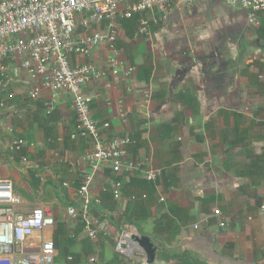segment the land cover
<instances>
[{
  "label": "crops",
  "instance_id": "0c3cea01",
  "mask_svg": "<svg viewBox=\"0 0 264 264\" xmlns=\"http://www.w3.org/2000/svg\"><path fill=\"white\" fill-rule=\"evenodd\" d=\"M144 16L150 32L138 39L139 26L122 29L120 20L118 47L135 75L124 79L109 72L86 87L94 117L110 125L104 137H130L129 159L142 166L120 175L101 166L93 191L103 205L111 202L107 189L120 178L115 220L137 223L143 233L138 235L152 239L153 264H264V24L250 26L247 11L224 0L174 3ZM78 34H84L82 28ZM109 57L102 46L89 56H74L72 65L109 70ZM8 63L4 96L15 97L0 111V181L13 185L24 201L22 210L51 205L57 220L76 229L67 208L78 203L91 170L86 156L92 142L77 133L66 93L43 89L31 100L32 84L21 61ZM15 140L26 144L19 153ZM155 168L163 175L145 179ZM102 216L108 229L103 236L91 240L83 228L79 237L93 244L89 261L97 257L99 264L102 252L104 262L119 254L116 242L123 230L106 205ZM205 218L209 224L202 223ZM140 259L115 261L139 264Z\"/></svg>",
  "mask_w": 264,
  "mask_h": 264
},
{
  "label": "built area",
  "instance_id": "2783aa9c",
  "mask_svg": "<svg viewBox=\"0 0 264 264\" xmlns=\"http://www.w3.org/2000/svg\"><path fill=\"white\" fill-rule=\"evenodd\" d=\"M196 0H0V111L6 110L14 94L4 96L10 82L9 60H20L28 73L32 89L31 100L42 96L43 89L53 93H66L75 109L77 133L89 138L92 149L86 160L90 172L86 174L78 194L76 205L67 213L76 221L81 219L91 240L108 231L107 224L96 218L93 206L102 199L93 191L98 170L110 165L115 174L141 169L142 163L129 159L132 139L128 136L106 138L103 130L110 127L96 120L92 110V97L86 87L93 80H100L110 72L114 77L130 79L136 68L122 61L118 43L122 38L120 20L140 15V26L135 37L150 32L151 21L145 13L155 9H168L174 3L191 4ZM234 8L247 11L248 23L254 28L264 24V0H224ZM79 28L84 31L78 34ZM105 46L110 53V69L93 64L72 65L74 56H89ZM53 103L48 106L52 113ZM13 148L20 152L26 146L23 140H15ZM163 175L155 168L146 173L145 179L156 181ZM122 182L114 184V198L122 197ZM163 197L161 201H164ZM24 201L16 194L10 182L0 181V264H56L58 250L52 232L57 218L53 206L40 204L30 212L23 209ZM215 215H221L220 210ZM205 218L202 223L209 224ZM222 222L220 226H225ZM200 227L199 223L194 225ZM139 234L136 227L122 230L116 242V251L128 260L141 257L139 264H148L146 255L138 244L131 242ZM90 263L97 264L92 257Z\"/></svg>",
  "mask_w": 264,
  "mask_h": 264
},
{
  "label": "trees",
  "instance_id": "16d2710c",
  "mask_svg": "<svg viewBox=\"0 0 264 264\" xmlns=\"http://www.w3.org/2000/svg\"><path fill=\"white\" fill-rule=\"evenodd\" d=\"M121 24H122V29H123V27H127L128 25H133L134 29L136 30V28H137L136 26L137 25L140 26V15H134L130 19H122ZM133 32H134V30H133ZM119 181H120V178L115 179L114 184H116ZM107 191H108V193H106V194L110 198L111 202H108V203L106 202L103 205V200H102V203L100 205H94L93 206L92 212L96 218L103 220L102 210H103V206L105 207V205H106V208H108L110 210V215L112 216V219H113L112 221H115L114 223H116L118 225L119 222H117L115 220L116 210H118V209H116V207H117L116 202L117 201L114 200L115 198L113 195L114 194L113 193L114 187H112L111 191H110V189H107ZM54 209L56 212V208H54ZM80 220L81 219H78V221L76 223L77 224L76 229H71L70 224H68L67 221L57 220L56 231L54 232V236H53L55 246L58 250V256L56 258V264H92L89 261V257L93 252L94 246L88 239L87 240H80L79 239L80 235L83 232V228H84L83 224L80 222ZM120 226L122 229H125L126 227H129V226H131V227L135 226L138 229V232L142 233V229L138 226V224L131 222V221L124 222V221L120 220L119 227ZM101 236H103V235H101ZM111 242H112L113 247H115V243L113 241H111ZM104 257H105V255L102 252V254H101L102 261L100 262V264H117L118 263L117 258H119V259L122 258L124 261L128 260V258L121 256L120 254H117V253H115V257H116L115 259L117 261H115V259H112L110 261L104 262ZM97 264H99V262ZM177 264H184V262L181 261V263H177Z\"/></svg>",
  "mask_w": 264,
  "mask_h": 264
},
{
  "label": "water",
  "instance_id": "95a60500",
  "mask_svg": "<svg viewBox=\"0 0 264 264\" xmlns=\"http://www.w3.org/2000/svg\"><path fill=\"white\" fill-rule=\"evenodd\" d=\"M131 242L138 244V246L143 249L147 256H148V260L150 261V263H154V259H155V246L154 243L152 242V239L150 237L147 236H141V235H133L131 237Z\"/></svg>",
  "mask_w": 264,
  "mask_h": 264
},
{
  "label": "rangeland",
  "instance_id": "374dc122",
  "mask_svg": "<svg viewBox=\"0 0 264 264\" xmlns=\"http://www.w3.org/2000/svg\"><path fill=\"white\" fill-rule=\"evenodd\" d=\"M16 190H18V189H16ZM18 192H19V194H20L21 196H23V191H22V190H19ZM16 194H17V193H16ZM17 195H18V194H17ZM55 231H56V227H55L54 229L50 230V232H52V234H54Z\"/></svg>",
  "mask_w": 264,
  "mask_h": 264
}]
</instances>
